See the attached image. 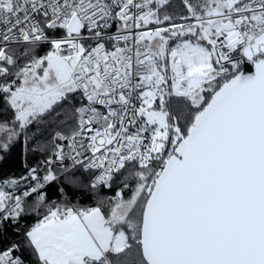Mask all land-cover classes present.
<instances>
[{
	"label": "snow or ice",
	"instance_id": "1",
	"mask_svg": "<svg viewBox=\"0 0 264 264\" xmlns=\"http://www.w3.org/2000/svg\"><path fill=\"white\" fill-rule=\"evenodd\" d=\"M17 148L0 264H264V0H0Z\"/></svg>",
	"mask_w": 264,
	"mask_h": 264
},
{
	"label": "trees",
	"instance_id": "2",
	"mask_svg": "<svg viewBox=\"0 0 264 264\" xmlns=\"http://www.w3.org/2000/svg\"><path fill=\"white\" fill-rule=\"evenodd\" d=\"M174 2L179 5V0H174ZM43 159L42 154L38 153H29L27 156L25 155L23 149L17 148L15 152H13L10 156H8L5 160L0 161V178H17L26 175L27 170L25 165L27 164L29 167H34L38 163L39 160ZM76 175L81 176L84 183H87L88 176L84 173L77 172ZM60 185L53 184L48 187V194L52 199H58L59 193L58 188ZM67 190L69 194L73 197V202H80L81 204H91L93 203L92 194L87 191V189H73L69 186ZM23 188V187H22ZM21 188V189H22ZM104 194L111 195V192L108 190H104ZM35 222V217H28L25 221H22V225L32 224ZM7 235L12 239H18L17 234L11 228L7 230Z\"/></svg>",
	"mask_w": 264,
	"mask_h": 264
},
{
	"label": "water",
	"instance_id": "3",
	"mask_svg": "<svg viewBox=\"0 0 264 264\" xmlns=\"http://www.w3.org/2000/svg\"><path fill=\"white\" fill-rule=\"evenodd\" d=\"M246 73H252V72H254L255 71V68H254V66L253 65H251V64H245V66H244V69H243Z\"/></svg>",
	"mask_w": 264,
	"mask_h": 264
},
{
	"label": "rangeland",
	"instance_id": "4",
	"mask_svg": "<svg viewBox=\"0 0 264 264\" xmlns=\"http://www.w3.org/2000/svg\"><path fill=\"white\" fill-rule=\"evenodd\" d=\"M23 187V184H21V188Z\"/></svg>",
	"mask_w": 264,
	"mask_h": 264
}]
</instances>
